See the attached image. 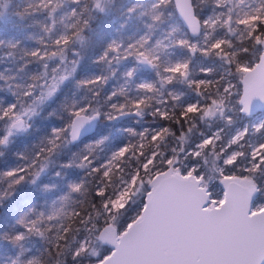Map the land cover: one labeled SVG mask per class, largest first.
<instances>
[{
	"label": "snow or ice",
	"instance_id": "snow-or-ice-1",
	"mask_svg": "<svg viewBox=\"0 0 264 264\" xmlns=\"http://www.w3.org/2000/svg\"><path fill=\"white\" fill-rule=\"evenodd\" d=\"M0 264H264V0H0Z\"/></svg>",
	"mask_w": 264,
	"mask_h": 264
}]
</instances>
